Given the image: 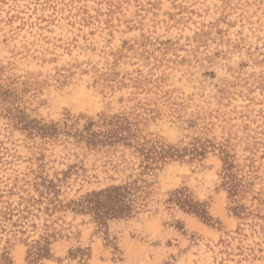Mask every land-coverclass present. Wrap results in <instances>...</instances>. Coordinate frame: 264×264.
<instances>
[{
    "label": "rangeland",
    "instance_id": "obj_1",
    "mask_svg": "<svg viewBox=\"0 0 264 264\" xmlns=\"http://www.w3.org/2000/svg\"><path fill=\"white\" fill-rule=\"evenodd\" d=\"M0 264H264V0H0Z\"/></svg>",
    "mask_w": 264,
    "mask_h": 264
},
{
    "label": "trees",
    "instance_id": "obj_2",
    "mask_svg": "<svg viewBox=\"0 0 264 264\" xmlns=\"http://www.w3.org/2000/svg\"><path fill=\"white\" fill-rule=\"evenodd\" d=\"M165 158L161 152L155 150H147L144 153L143 161L145 162L146 169L160 159ZM222 185L229 193V196H234L236 192V184L233 177L229 173V168L223 163L221 171ZM138 191L139 187L135 186V181L109 187L103 191L96 192L88 196L86 202L89 210H92L97 217L111 216V217H130L133 210L138 206ZM91 197V198H90ZM88 208V207H87ZM190 210V205L187 206ZM202 212V211H201ZM199 211L192 213L199 214Z\"/></svg>",
    "mask_w": 264,
    "mask_h": 264
}]
</instances>
